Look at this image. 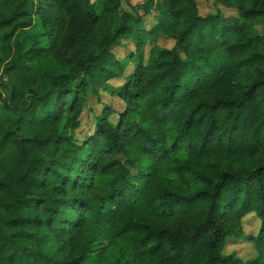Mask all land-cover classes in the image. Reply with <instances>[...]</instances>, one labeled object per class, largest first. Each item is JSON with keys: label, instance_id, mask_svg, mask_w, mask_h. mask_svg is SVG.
Returning a JSON list of instances; mask_svg holds the SVG:
<instances>
[{"label": "trees", "instance_id": "trees-1", "mask_svg": "<svg viewBox=\"0 0 264 264\" xmlns=\"http://www.w3.org/2000/svg\"><path fill=\"white\" fill-rule=\"evenodd\" d=\"M199 1L0 0V264H264V0Z\"/></svg>", "mask_w": 264, "mask_h": 264}, {"label": "rangeland", "instance_id": "rangeland-1", "mask_svg": "<svg viewBox=\"0 0 264 264\" xmlns=\"http://www.w3.org/2000/svg\"><path fill=\"white\" fill-rule=\"evenodd\" d=\"M143 0H124L123 4H122V10L123 11H131L129 8V5H137L142 3ZM199 12L202 16H205L209 13H213L215 11H220L222 13H224L225 15H236V11L234 10H228L225 9L221 6H216V4H214V0H200L199 1ZM156 12H153L152 15H149L147 17H145V27L147 29H150L151 26L155 23V18L154 16L156 15ZM259 29H262L261 26H259ZM157 43L165 48H171L174 45V42L171 41L170 39H167L165 37H160L157 41ZM152 44L149 43L147 45V53L149 51V49L151 48ZM135 47L132 43H130L129 41H124L123 42V46L116 48L114 50V53L116 54V56L118 58H123L125 57L128 52L130 50H134ZM1 75V72H0ZM120 83L115 82L114 85H119ZM101 100L102 103H106V104H112L115 108L117 109H121L123 108V103L116 97H111L108 94L102 93L101 94ZM103 107L102 104L97 103V101L93 98L90 101V108H87L84 112V115L82 117V127L81 129L78 131V135L79 136H83L84 134L88 133L89 131L93 130V117L92 114L93 112L95 113H99L101 108ZM93 110V111H92ZM243 229L244 232L247 235H256L259 231V222L257 221L256 217H249L244 221L243 224ZM226 254H231V253H236L238 257L244 259V260H252L256 257V251L253 247V245L249 244V243H241V244H230L227 247V250L225 252Z\"/></svg>", "mask_w": 264, "mask_h": 264}]
</instances>
